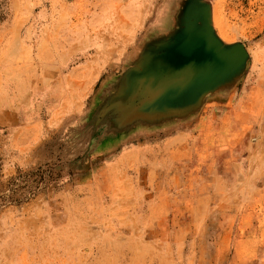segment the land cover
Returning a JSON list of instances; mask_svg holds the SVG:
<instances>
[{
    "label": "rangeland",
    "instance_id": "374dc122",
    "mask_svg": "<svg viewBox=\"0 0 264 264\" xmlns=\"http://www.w3.org/2000/svg\"><path fill=\"white\" fill-rule=\"evenodd\" d=\"M185 1L0 0V264H264V143L219 124L264 78V0H204L247 51L233 81L170 116L123 104Z\"/></svg>",
    "mask_w": 264,
    "mask_h": 264
},
{
    "label": "water",
    "instance_id": "95a60500",
    "mask_svg": "<svg viewBox=\"0 0 264 264\" xmlns=\"http://www.w3.org/2000/svg\"><path fill=\"white\" fill-rule=\"evenodd\" d=\"M177 19L178 28L144 50L126 76L122 94L130 116L177 114L233 81L246 65L243 44L225 45L216 36L209 3L186 0Z\"/></svg>",
    "mask_w": 264,
    "mask_h": 264
},
{
    "label": "crops",
    "instance_id": "0c3cea01",
    "mask_svg": "<svg viewBox=\"0 0 264 264\" xmlns=\"http://www.w3.org/2000/svg\"><path fill=\"white\" fill-rule=\"evenodd\" d=\"M252 73V83L248 85L244 93H240L239 96L235 95L236 91L228 93L223 102L224 109L219 118V124L231 119V125L236 128L235 136H232L233 141L241 142L245 135L250 134L252 128L256 141L264 143V78L255 79V75L258 76L259 73ZM228 141L230 140L226 139L225 143ZM255 151H252V156H246V159L257 164L263 163L264 156Z\"/></svg>",
    "mask_w": 264,
    "mask_h": 264
}]
</instances>
